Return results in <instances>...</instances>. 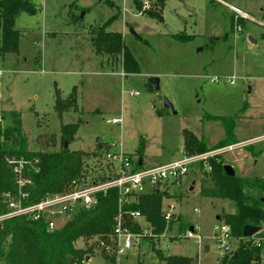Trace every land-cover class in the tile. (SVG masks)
<instances>
[{
    "label": "rangeland",
    "instance_id": "rangeland-1",
    "mask_svg": "<svg viewBox=\"0 0 264 264\" xmlns=\"http://www.w3.org/2000/svg\"><path fill=\"white\" fill-rule=\"evenodd\" d=\"M32 2L37 14L23 12L17 19L19 52L0 56V69L5 71L0 122L3 126L11 122L2 120V113L20 112L30 149H60L56 87L66 98L77 86L78 109L65 113L63 123L81 121L70 149L91 155L87 171L105 170L103 155L113 143L142 158L145 166L171 162L181 155L184 130H189L211 148L206 152L209 159L220 158L238 175L264 178V143L233 152L225 151L226 146L215 147L225 138V124L213 119L233 118L239 139L250 140L264 132V117H258L264 113V0H166L163 22L147 13L153 0ZM107 22V31L122 33L138 62V73L126 74L120 56L96 52L93 31ZM234 75L235 85L210 81ZM152 76L160 77V90L151 84ZM165 98L176 114L165 106ZM114 118L122 123L113 124ZM248 148H253L252 156L247 155ZM238 159H243L241 169L236 167ZM202 177L198 165L192 166L179 185L167 187L163 200V212L174 204V220L181 215L194 225L205 237L202 245L185 238L190 229L181 232L174 221L161 236L140 237L126 264H163L159 253L194 259L199 255V264H217L225 255L211 236L221 222L219 216L234 213L236 205L202 196ZM258 233L264 234V223ZM94 243L95 239H81L77 246ZM239 244L234 239L232 251ZM90 264L114 263L102 256L97 244Z\"/></svg>",
    "mask_w": 264,
    "mask_h": 264
},
{
    "label": "trees",
    "instance_id": "trees-1",
    "mask_svg": "<svg viewBox=\"0 0 264 264\" xmlns=\"http://www.w3.org/2000/svg\"><path fill=\"white\" fill-rule=\"evenodd\" d=\"M165 5L166 0H153L147 13L163 22ZM23 12L35 15L38 8L32 0H0V56L19 52L21 32L17 28V19ZM107 26L108 22L93 31V45L96 52L120 56L126 74L138 73V62L126 47L122 33L107 31ZM77 106V86L73 87L66 98L56 87L54 109L61 124L60 149L54 151L30 149L28 138L23 131L22 114L14 110L8 116L2 113L1 119L5 121L9 118L11 122L6 126L0 122V214L7 210L3 194L16 190L14 172L7 158H23L27 162L25 173L31 180L29 190L33 201H38L49 194L61 193L72 181L85 176L91 155L81 150L70 149L81 121L63 123L65 113L71 109L77 111ZM213 119L222 120L225 124V138L215 147L238 142L234 132L233 118L215 116ZM52 140L55 145V139ZM66 143L69 144L68 147ZM139 149L143 152L144 148L141 145ZM183 149L192 155L206 153L211 148L203 138L192 131L184 130ZM247 150L254 154L253 148ZM209 165L212 167L211 171H207L203 164L198 165L203 176L201 195L231 200L235 203L236 211L223 213L219 219L230 226L233 238L240 241L238 248L226 253L217 264H263L264 234L261 236L257 233L252 237H244L243 229L246 225H253L262 230L264 178H249L238 174L228 176L224 170L225 162L220 158L210 159ZM167 195V190H155L140 195L130 204L124 205L122 211L126 213L125 225L133 232L143 234V226L130 215L131 211H140L145 218V224L156 236H161L169 230L174 221L178 222V229L181 232L190 229L192 225L181 215L170 223L165 220L163 200ZM119 211V192L117 189H112L106 195L99 197L95 208L79 212L54 231L48 230L44 220L35 221L26 217L6 220L0 224V262L2 264H78L87 256H93L98 244L95 241L87 248H80L77 246L78 241L81 239L89 241L95 238L108 241L113 234ZM99 251L106 260L115 263V258L106 255L100 248ZM158 257L163 264H193V259L184 255L163 256L159 253Z\"/></svg>",
    "mask_w": 264,
    "mask_h": 264
},
{
    "label": "built area",
    "instance_id": "built-area-1",
    "mask_svg": "<svg viewBox=\"0 0 264 264\" xmlns=\"http://www.w3.org/2000/svg\"><path fill=\"white\" fill-rule=\"evenodd\" d=\"M233 8L239 14L245 15L237 8ZM4 75L5 71L0 69V104L2 102L1 82ZM222 80L235 85L237 77L234 75L223 79L217 76L210 78L212 83ZM112 123L121 124L122 119L114 118ZM257 143H264V135L230 144L224 150L233 152ZM209 155V153L190 155L182 149L181 155L171 162L145 166L144 161L140 165V158L130 156L122 148V145L113 143L112 148L103 155L106 168L100 174L89 170L84 173V177L72 181L65 191L46 195L38 201L32 200L29 190L31 180L25 173L27 162L23 158H7L14 172L16 190L3 194L7 210L0 214V224L12 218L26 217L35 221L44 220L48 225V230L54 231L60 227V222L65 218L71 219L83 210L88 211L95 208L101 195H106L110 190L117 189L120 211L115 219L113 234L108 241L98 238H95V241L98 242V247L104 250L106 255L116 259L114 264H126L132 250L137 248L139 238L152 235V233L145 224V218L140 211H131L130 215L143 226V234L135 233L127 227L124 218L126 213L122 211V207L130 204L140 195L163 190L170 184L172 186L179 185L183 178L190 174L191 167L194 165L203 164L207 171H211ZM174 209L175 205L170 204L164 211V218L168 223L174 220ZM184 237L192 239L199 245H202L205 238L195 228L193 230L190 228ZM211 238L224 254L233 252L231 248L234 238L229 225L223 222L216 224ZM92 258L93 256H87L78 264H90Z\"/></svg>",
    "mask_w": 264,
    "mask_h": 264
},
{
    "label": "water",
    "instance_id": "water-1",
    "mask_svg": "<svg viewBox=\"0 0 264 264\" xmlns=\"http://www.w3.org/2000/svg\"><path fill=\"white\" fill-rule=\"evenodd\" d=\"M250 40L252 42H255V40H253L252 38H250ZM150 82H151V84L153 85V87L156 90H160V88H161V79H160V77H158V76H152L150 78ZM165 106L167 108L171 109L174 114L177 113L176 110H175V108H174V106H173V104L167 98H165ZM68 146H69V144L66 143V147H68ZM142 163H143V159L140 158V165H142ZM224 170H225V172H226V174L228 176H236V170H235V168L232 165L225 164ZM193 229L194 228L191 227V230H193ZM259 231H260V229L257 226L246 225L244 227V229H243V235H244V237H252V236L256 235ZM70 263H71V260H70Z\"/></svg>",
    "mask_w": 264,
    "mask_h": 264
},
{
    "label": "crops",
    "instance_id": "crops-1",
    "mask_svg": "<svg viewBox=\"0 0 264 264\" xmlns=\"http://www.w3.org/2000/svg\"><path fill=\"white\" fill-rule=\"evenodd\" d=\"M233 6V5H232ZM235 7V6H234ZM236 8V7H235ZM239 10V9H238ZM241 11V10H240ZM242 13L244 12V11H241ZM247 13V12H246ZM252 38V37H251ZM253 39V38H252ZM254 40V39H253ZM252 42V41H251ZM257 41L255 40V42H253V43H256ZM252 108L253 107H250V108H248V111H250V110H252ZM258 117H264V113H262V112H260V115H258ZM235 128H236V124H235ZM234 132H235V129H234ZM262 135H264V132L263 133H261ZM236 136V135H235ZM261 136V135H260ZM258 137V136H257ZM236 138H237V141L238 142H243V141H246L247 139L246 138H244V139H239L237 136H236ZM256 138V137H255ZM223 140V139H222ZM247 155H249V156H252L253 154L252 153H250L249 151H247ZM248 156V157H249ZM248 157H246L245 156V158L243 157V159H247V160H249V158ZM242 159V160H243ZM241 159H238L237 161L239 162ZM242 160L238 163V165L236 166L237 168H242L243 167V165H242ZM144 161V160H143ZM253 163L254 164H256L257 163V158L255 157L254 159H253ZM236 170V169H235ZM237 174V173H236ZM163 190H167V187H165V188H163ZM193 228H194V225L192 226ZM210 251V250H209ZM209 251H206V252H209ZM189 257V256H188ZM192 259H193V264H199L200 262H199V255H198V257L197 258H193V257H191Z\"/></svg>",
    "mask_w": 264,
    "mask_h": 264
}]
</instances>
